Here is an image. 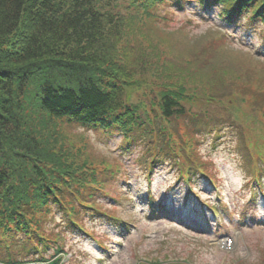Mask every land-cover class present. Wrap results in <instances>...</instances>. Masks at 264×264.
Segmentation results:
<instances>
[{
    "label": "trees",
    "instance_id": "16d2710c",
    "mask_svg": "<svg viewBox=\"0 0 264 264\" xmlns=\"http://www.w3.org/2000/svg\"><path fill=\"white\" fill-rule=\"evenodd\" d=\"M135 3L138 11L121 17L103 12L95 0H0V264H61L62 256H44L64 249L63 231L47 221L54 208L68 228L88 235L82 210L119 219L104 211L99 195L109 196L107 182L122 177L124 166L90 157L89 143L69 133L75 128L119 133L123 153L143 146L149 174L173 160L188 192L201 195L194 176L216 185L198 150L202 123L215 131L211 114L244 123L243 144L253 159L247 183L261 187L264 63L258 52L225 47L229 28L242 16V29L260 24L264 44V0ZM189 4L197 13L217 6L224 23L193 47L183 44L176 62L163 47L177 39L166 44L156 34L175 9ZM199 15L206 17L202 10ZM16 32L20 40L10 47ZM146 198L150 209H165L151 189ZM215 205L207 204L216 211Z\"/></svg>",
    "mask_w": 264,
    "mask_h": 264
},
{
    "label": "rangeland",
    "instance_id": "374dc122",
    "mask_svg": "<svg viewBox=\"0 0 264 264\" xmlns=\"http://www.w3.org/2000/svg\"><path fill=\"white\" fill-rule=\"evenodd\" d=\"M95 2L103 12L121 17H129L138 11L135 0ZM201 10L205 12V18L199 15ZM174 12L169 24L160 26L156 38L165 40L166 44L178 40L176 45L163 47L168 51L166 56L176 62L182 59L183 44L193 47L212 36L224 23L217 6L199 9L197 13L194 5L189 4L185 10L175 9ZM246 22V16H242L236 29L229 28L232 37L225 50L230 53L240 50L251 55L258 52L255 57L264 63L260 24L242 29ZM181 28H185L183 33L179 31ZM19 34L16 32L8 38L10 47L19 42ZM225 119L211 114L208 122L217 129L210 131L204 121V134L197 143L200 154L208 160L207 170L216 179V188L202 175L194 176L192 182L202 194L199 197L193 195L188 203L183 197L190 188L177 174L178 165L173 160L165 159L149 174L143 165V146L136 145L138 143L132 146L131 152L123 153L120 149L122 137L117 132L105 135L82 128L68 131L89 143L90 157L114 163L119 161L124 166L122 177L107 182L109 196L99 195L104 211L113 213L120 220L103 214L91 216L87 210H82L80 220L90 232L88 235L68 228L62 213L54 208L47 221L49 228L63 231L64 249L61 253H46L47 260L56 255L63 257L61 264H237L239 260L246 264H264V196L252 183H247L252 176L250 159L253 164L249 150L243 144L248 138L247 129L244 123L238 125ZM261 167L264 170V165ZM261 186L264 190V174ZM150 189L156 202L168 209L156 208L152 212L146 198ZM217 196L222 199L218 200ZM208 201L215 202L218 211L205 206L204 202ZM121 222L129 223L130 228Z\"/></svg>",
    "mask_w": 264,
    "mask_h": 264
}]
</instances>
